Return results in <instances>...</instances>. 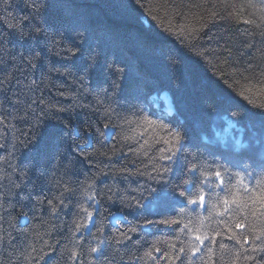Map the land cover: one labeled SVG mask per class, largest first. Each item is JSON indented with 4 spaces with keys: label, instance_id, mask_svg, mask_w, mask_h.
<instances>
[{
    "label": "trees",
    "instance_id": "1",
    "mask_svg": "<svg viewBox=\"0 0 264 264\" xmlns=\"http://www.w3.org/2000/svg\"><path fill=\"white\" fill-rule=\"evenodd\" d=\"M251 2L260 4V0ZM248 3L249 0H140L139 4L137 0H39V14L33 12L32 0H11L8 11L0 3V36L4 37L0 43V81L4 82L0 86V119L4 120L0 124V264H66L68 249L73 247L70 238L74 232L70 229L83 216L79 204L90 203L85 192L88 183L99 175L98 189L106 191L117 185L123 192L143 182L136 176L101 175L102 170H135V157L121 139L128 129L122 117L134 118L131 113L141 109L153 114L154 119L159 117L181 126L188 137L189 150L203 153L209 161L237 170L246 167L254 173L264 169V110L258 107L264 105V93L247 91L246 86L256 80H246L247 74H240L250 60L259 64L264 56V24L260 20L264 12L248 7ZM152 16L157 19L152 20ZM25 17L24 31L30 34L21 37L8 25L19 24ZM244 19L254 24H244ZM37 26L39 34L34 30ZM210 36L213 39L209 40ZM192 37L200 39L192 41ZM81 39L83 43H79ZM70 42L81 49L77 57L64 59L56 54L62 44ZM192 42L197 47H191ZM225 45L232 49L231 62L224 66L229 74L226 80L213 67L216 55H228L222 51ZM205 48L218 51L201 57L199 53ZM29 58H33L34 68ZM116 67L123 68V73L117 74ZM81 77L85 79L81 81ZM33 81L38 88L28 87ZM114 82L118 88H114ZM164 93L171 99L172 111L166 110ZM29 105L27 119H21ZM52 105L66 111L53 109L51 118L44 117L41 109ZM109 107L115 112L111 121H106L105 109ZM32 112L41 117L38 126L33 123ZM106 122L117 125L107 130V140L97 132H105ZM122 124L123 128L119 127ZM86 138L91 146L85 145ZM113 145L123 147L124 154L114 152ZM86 154L88 159L84 158ZM65 187L71 191L64 194L65 206H60L55 198ZM48 200L58 206L56 214L51 213ZM102 205L98 210L103 216L94 215L93 219L97 225L104 221L105 236L117 235V227L124 230L127 221L144 218L130 212L119 198L114 202L105 199ZM153 212L155 209H148L144 215L160 218ZM215 219L205 223L210 224V230L222 229ZM117 220L121 221L118 225ZM89 229L95 231L91 224ZM175 234L164 226H149L133 237L139 240L138 245L132 241H106L101 245L104 254L100 264H128L135 256H143L155 241L167 250L165 241L174 243ZM76 235L83 237L81 260L88 264L87 247L97 241L89 231ZM221 240L239 248L234 241L217 237L218 243ZM45 241L56 244V251L45 248L49 255L44 260L33 259L37 252H32V247L39 250ZM153 254L161 255L155 251ZM219 256L217 250L215 264H220ZM135 264L156 262L145 257ZM160 264H167V260L161 259Z\"/></svg>",
    "mask_w": 264,
    "mask_h": 264
},
{
    "label": "snow or ice",
    "instance_id": "2",
    "mask_svg": "<svg viewBox=\"0 0 264 264\" xmlns=\"http://www.w3.org/2000/svg\"><path fill=\"white\" fill-rule=\"evenodd\" d=\"M0 3H3L6 11L11 9V0H0ZM137 3L139 4L140 0H137ZM31 6L33 12L39 14V0H32ZM247 6L259 8L261 12H264V0H260L259 5L249 0ZM233 7L235 6L233 5ZM229 15L231 14L229 13ZM151 18L152 20L157 19L155 16ZM26 19L28 18L25 17L19 24H10L8 27L12 31L18 32L21 37L29 35L30 33L24 31L23 21ZM260 20L261 24H264V15L260 17ZM243 23L254 24V21L244 19ZM255 26L261 27V25ZM34 30L37 34L41 32L38 26ZM78 36L82 37L83 34L79 33ZM261 36L264 37V28L261 29ZM3 39L4 37L0 36V43L3 42ZM199 39V37H192V41ZM208 39L211 40L213 37L210 36ZM79 43H83V40L81 39ZM191 47H197V43L192 42ZM248 47L254 48V45H248ZM80 51L77 43L70 42L68 45L62 44L56 54L62 55L64 59H72L77 57ZM214 51L218 50L205 48L199 55L201 57L211 55ZM222 51L227 52L228 55L224 57L216 55L217 62L213 64V67L217 68L222 74L221 78L226 80L229 78V74L225 71L224 66L231 62L232 49L225 45ZM91 59L95 62L94 56ZM28 63L33 68L35 67L33 58H29ZM54 70L60 72V69ZM114 71L120 74L124 69L116 67ZM240 74H247L244 75L246 80H256L255 84L246 86L247 91L258 90L260 93H264V56L261 57L259 64H253L250 60ZM232 75H235V72ZM80 79L83 81L85 78L81 77ZM3 83L0 81V86ZM33 85L39 87L35 81L28 87ZM118 87L119 85L114 82V88ZM35 102V100L32 101V103ZM40 103L43 104L44 101L41 99ZM258 107L264 110V105ZM53 109L57 112L66 111L64 108H56L52 105L48 106L46 110L42 108L41 112L44 117L51 118L50 113ZM29 111H31V105L24 116L20 118L26 120ZM113 112L115 109L110 107L105 109L106 121H111ZM232 115L235 117L237 114L232 113ZM32 116L33 123L38 126L41 117L36 116L34 112H32ZM131 116L134 118L122 117L128 129L121 139L123 144L128 145V151L135 157L132 161L135 170L123 168L117 173H108L102 170L101 175L136 176L142 178L143 182H137L135 188L125 189L123 192L117 185L108 187L106 191L98 189L96 180L99 179V175L94 177L91 183H88L85 192L86 199L90 203L79 204V210L83 216L79 221H74L75 227L70 229L74 232L73 237L70 238L73 247L68 249L70 254L66 264L69 262L77 264V261L82 264L81 258L84 251L80 241L83 237L76 235L82 230L89 231L97 241L95 245L89 244L87 247V254L90 257L88 264H100L99 258L104 254L101 245H104L106 241L115 244H126L132 241L138 245L139 240L134 241L133 237L138 236L143 228L149 226L157 228L164 226L172 229L176 233L172 237L175 242L165 241L167 250H162L158 246L160 241H155L149 249L144 251L143 256H135L128 261V264H135L136 260H144L145 257L155 261L156 264H160L161 259H166L167 264H177V262L179 264H197V262L199 264H215L217 250L220 253V264H241V261L246 264H264V169L260 173H254L246 167L237 170L230 168L225 163L209 161L203 153L189 150L188 137L181 126L171 122L166 123L159 117L154 119L153 114L146 113L143 109L131 113ZM2 123L4 120L0 119V124ZM103 127L105 132H100L99 129L97 132L107 140L110 138L107 135V130L110 127H117V125L106 122ZM119 127L123 128V124ZM114 135L113 133L112 136ZM85 145L91 146L87 138ZM112 147L114 152L119 151L124 154L123 147L119 149L116 148V145ZM102 154L107 155L106 153ZM84 158L88 159L89 157L86 154ZM15 186L20 187L19 184ZM69 191L71 189L65 187L55 198L59 201L60 206H65L64 194ZM129 192L136 194L130 195ZM117 198L130 212L144 218L136 222L127 221V227L124 230L117 227V235L105 236L104 221L100 220L97 225L93 218L94 215L96 217L103 216V212L98 210V206L102 208L103 200L114 202ZM38 203H43V201H38ZM47 203L50 205L51 213L56 214L58 206L52 200H48ZM148 209H155V212L151 214L160 218L151 219L145 216L144 212ZM170 211L175 214H169ZM214 217L216 218L214 222L217 225H223L222 229L210 230V224L205 223V221L212 222ZM115 223L118 225L121 221L117 220ZM90 224L95 228L94 232L89 229ZM174 225H180V227L173 228ZM221 236L223 239L234 241L235 245H239V248L230 247L223 240L218 243L217 237ZM182 237H186V240ZM245 245H250V247H245ZM45 248L55 252L57 245L45 241L39 250L33 246L32 252H37V256L33 259L44 260L49 255ZM154 251L161 255L159 257L154 255ZM28 255L31 256L30 253Z\"/></svg>",
    "mask_w": 264,
    "mask_h": 264
},
{
    "label": "rangeland",
    "instance_id": "3",
    "mask_svg": "<svg viewBox=\"0 0 264 264\" xmlns=\"http://www.w3.org/2000/svg\"><path fill=\"white\" fill-rule=\"evenodd\" d=\"M162 98L164 99L166 105H167V111H172L173 107H172V104H171V99L169 97V95H167L166 93H164L162 95Z\"/></svg>",
    "mask_w": 264,
    "mask_h": 264
}]
</instances>
